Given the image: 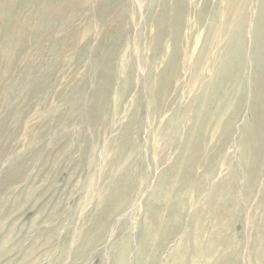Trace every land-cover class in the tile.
<instances>
[{
  "label": "rangeland",
  "instance_id": "obj_1",
  "mask_svg": "<svg viewBox=\"0 0 264 264\" xmlns=\"http://www.w3.org/2000/svg\"><path fill=\"white\" fill-rule=\"evenodd\" d=\"M263 26L264 0H0V264H260Z\"/></svg>",
  "mask_w": 264,
  "mask_h": 264
},
{
  "label": "bare ground",
  "instance_id": "obj_2",
  "mask_svg": "<svg viewBox=\"0 0 264 264\" xmlns=\"http://www.w3.org/2000/svg\"><path fill=\"white\" fill-rule=\"evenodd\" d=\"M257 26L259 27L258 21H257ZM230 65H231V63H230V61H228V66H230ZM262 70L264 71V68ZM259 76H261L260 73H259ZM224 83H225L224 81L223 82L219 81L218 88L223 87ZM250 85H251L250 86V93H251L250 102H251V105L249 106V111H250L249 114L252 115V118H251V124H249L247 126V128L245 129V132L248 133L247 138L245 140L246 141L245 145L249 151H253L254 155L252 154L251 160L254 162V166H255L257 164V161H258V158L260 155V151L262 150L263 144H264V93L262 92V88H264V85H261V83L259 81L257 83L253 82V84H250ZM198 111H199V113H203L204 115H208V113L206 114L204 112L203 108H199ZM194 148H195V146H194ZM248 150H246V151H248ZM250 168H251V166H250ZM246 169H248V168H246ZM161 226L162 225H159V227H155V228H146L145 227V230H144L145 240L146 239L148 240V238H151L153 236L154 230L157 228H160ZM141 248H140L141 250H139V253L137 254L138 256L136 258L135 264H145L148 261H150L149 258H146V256H145V252H144V251H146L145 243L141 246ZM125 251H126V246L121 251V262L123 264L126 263V259H127ZM260 253H261V255H260L259 262H260V264H262V262L264 260V250H262ZM182 254L184 255V253H182ZM182 254H181V256L183 257Z\"/></svg>",
  "mask_w": 264,
  "mask_h": 264
}]
</instances>
